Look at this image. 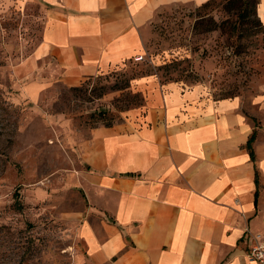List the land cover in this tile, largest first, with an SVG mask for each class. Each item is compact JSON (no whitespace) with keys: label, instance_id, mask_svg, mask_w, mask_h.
Returning a JSON list of instances; mask_svg holds the SVG:
<instances>
[{"label":"crops","instance_id":"0c3cea01","mask_svg":"<svg viewBox=\"0 0 264 264\" xmlns=\"http://www.w3.org/2000/svg\"><path fill=\"white\" fill-rule=\"evenodd\" d=\"M207 1L39 0L46 15L32 86H77L123 66L145 50L159 11ZM258 11L264 18V0ZM138 83L140 107L75 144L89 260L258 264L247 254L251 235H264V88L215 97L202 83Z\"/></svg>","mask_w":264,"mask_h":264},{"label":"rangeland","instance_id":"374dc122","mask_svg":"<svg viewBox=\"0 0 264 264\" xmlns=\"http://www.w3.org/2000/svg\"><path fill=\"white\" fill-rule=\"evenodd\" d=\"M252 3L169 6L151 23L143 60L77 86L47 81L35 89L45 7L0 0V264H99L89 260L78 231L85 200L74 173L84 168L76 142L140 107L139 80L202 83L215 97L260 93L264 18Z\"/></svg>","mask_w":264,"mask_h":264},{"label":"built area","instance_id":"2783aa9c","mask_svg":"<svg viewBox=\"0 0 264 264\" xmlns=\"http://www.w3.org/2000/svg\"><path fill=\"white\" fill-rule=\"evenodd\" d=\"M144 56L136 57V61L143 60ZM252 245L247 254L250 261L264 264V235L261 233L251 235Z\"/></svg>","mask_w":264,"mask_h":264},{"label":"trees","instance_id":"16d2710c","mask_svg":"<svg viewBox=\"0 0 264 264\" xmlns=\"http://www.w3.org/2000/svg\"><path fill=\"white\" fill-rule=\"evenodd\" d=\"M250 1H252L253 3H252V5H259V3H260V0H242V4L243 5H246V4H249L250 3ZM246 14H248V11L247 10H242V11H240L239 13H238V18H237V24L239 23V21L241 20V19H244L245 18V16H247ZM214 29H217V28H214ZM128 95V94H127ZM139 96V94H135L134 95V98H137ZM124 110H128V108H124ZM106 126H111V125H113V123H107V124H105ZM253 138V137H252ZM252 138L250 139V141H249V148L252 150ZM19 194H17V196H18Z\"/></svg>","mask_w":264,"mask_h":264}]
</instances>
